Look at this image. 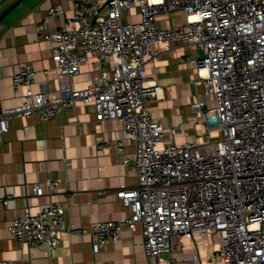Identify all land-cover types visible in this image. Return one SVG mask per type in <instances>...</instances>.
I'll use <instances>...</instances> for the list:
<instances>
[{"label":"built area","instance_id":"1","mask_svg":"<svg viewBox=\"0 0 264 264\" xmlns=\"http://www.w3.org/2000/svg\"><path fill=\"white\" fill-rule=\"evenodd\" d=\"M72 1L69 23L50 27V19L62 11L54 5L39 25L52 44L59 94L35 90L37 70L21 62L13 88L22 101L0 108V144L13 117L37 115L48 121L77 102L93 103L97 121L120 120L135 144V156L125 163L136 170L138 183L117 190L130 212L125 219L78 225L67 219L63 203L50 201L36 213L16 215L9 224L12 236L53 251L62 234L89 235L100 251L120 240L124 227L141 228L147 255L155 264H173L166 256L173 234L192 239L217 230L225 264H264V0ZM130 8L140 11L139 21H123ZM177 10H184L185 22L158 24L160 14ZM179 40L204 51L191 62L205 95L215 100L210 106L201 95L195 104L201 122L218 131L199 142L177 143L181 126L168 129L149 106L161 88L148 80L147 63L159 53L153 44L169 51ZM95 56L103 66L99 78L77 88L72 76ZM105 141L124 146L119 139ZM46 182L51 191L60 186L52 177ZM34 193L42 194L39 184ZM16 197L11 192L3 203L8 206Z\"/></svg>","mask_w":264,"mask_h":264},{"label":"crops","instance_id":"2","mask_svg":"<svg viewBox=\"0 0 264 264\" xmlns=\"http://www.w3.org/2000/svg\"><path fill=\"white\" fill-rule=\"evenodd\" d=\"M17 0H0V14ZM60 5L62 11L50 19V27L67 24L74 16L72 0H22L0 22V108L21 103L22 94L13 88V77L21 62L33 64L37 70L35 90H50L58 95L59 78L53 60L52 44L39 32V25L49 8ZM141 19L137 8L126 9L124 22ZM186 21L184 10L159 15L158 24L170 27ZM159 53L147 63L148 80L161 88L149 103L154 117L168 129L181 126L175 134L177 143L199 142L217 130L201 122L195 104L201 95L210 106L213 95H205L198 83V68L191 62L204 51L179 40L171 50L154 43ZM101 57L84 62L81 71L72 76L77 88L95 82L102 70ZM169 133V131H167ZM122 140L118 149L105 140ZM168 139V138H167ZM135 156V144L120 120L97 121L93 103L77 102L63 112L44 121L40 116L13 117L10 129L0 144V263L6 264H155L147 255L141 228L124 227L121 239L100 251L94 249L89 235L62 234L61 244L53 251L21 244L11 234L9 224L24 210L36 213L50 201L66 207L68 220L90 226L105 220L125 219L129 210L117 197L118 188L138 183L136 170L125 163ZM52 177L60 181L56 191L46 182ZM39 184L42 194L34 193ZM15 192L17 197L5 206L3 199ZM171 252L166 256L173 264L198 258L199 264H225L219 255L221 234L196 233L188 238L182 233L171 237Z\"/></svg>","mask_w":264,"mask_h":264},{"label":"water","instance_id":"3","mask_svg":"<svg viewBox=\"0 0 264 264\" xmlns=\"http://www.w3.org/2000/svg\"><path fill=\"white\" fill-rule=\"evenodd\" d=\"M22 0H17L16 2H14L10 7H8L6 10H4L1 14H0V22L3 20V18L10 12L12 11Z\"/></svg>","mask_w":264,"mask_h":264}]
</instances>
